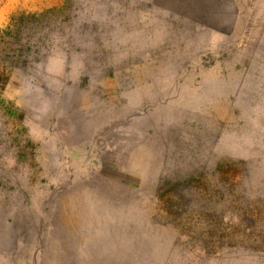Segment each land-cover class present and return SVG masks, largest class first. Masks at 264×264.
<instances>
[{"label": "rangeland", "instance_id": "rangeland-1", "mask_svg": "<svg viewBox=\"0 0 264 264\" xmlns=\"http://www.w3.org/2000/svg\"><path fill=\"white\" fill-rule=\"evenodd\" d=\"M239 4L231 31L182 0L3 11L0 264H264V0Z\"/></svg>", "mask_w": 264, "mask_h": 264}, {"label": "crops", "instance_id": "crops-1", "mask_svg": "<svg viewBox=\"0 0 264 264\" xmlns=\"http://www.w3.org/2000/svg\"><path fill=\"white\" fill-rule=\"evenodd\" d=\"M21 0H8L0 11V16L3 11L9 8H13V4H19ZM239 0H182V10L184 11V16L189 18L190 21L194 23H200L201 25H207L206 16L217 17L215 25H220L219 27H213L217 31H227L235 30V26L240 21L239 12ZM225 9V10H224ZM229 10L231 11V18L228 19L227 27L226 21H223L222 17L229 15ZM222 18V19H221ZM225 30V31H226Z\"/></svg>", "mask_w": 264, "mask_h": 264}, {"label": "built area", "instance_id": "built-area-1", "mask_svg": "<svg viewBox=\"0 0 264 264\" xmlns=\"http://www.w3.org/2000/svg\"><path fill=\"white\" fill-rule=\"evenodd\" d=\"M8 0H0V11L4 7V5L7 3Z\"/></svg>", "mask_w": 264, "mask_h": 264}, {"label": "trees", "instance_id": "trees-1", "mask_svg": "<svg viewBox=\"0 0 264 264\" xmlns=\"http://www.w3.org/2000/svg\"><path fill=\"white\" fill-rule=\"evenodd\" d=\"M10 114L12 115V114H14L13 112H10Z\"/></svg>", "mask_w": 264, "mask_h": 264}]
</instances>
